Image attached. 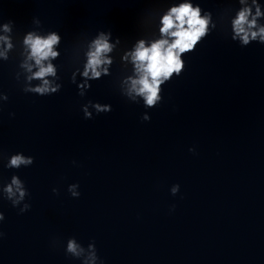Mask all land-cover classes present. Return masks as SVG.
<instances>
[{
  "label": "clouds",
  "instance_id": "clouds-1",
  "mask_svg": "<svg viewBox=\"0 0 264 264\" xmlns=\"http://www.w3.org/2000/svg\"><path fill=\"white\" fill-rule=\"evenodd\" d=\"M241 4H246V0H239ZM255 7V15L252 14V8ZM260 4L257 0H252V7H243L231 21V28L233 41L239 40L242 46L249 45L250 42L256 41L264 44V25H258L257 18L262 14L260 11ZM251 17V19H249ZM211 22V14L206 12L201 16V7L199 4L185 2L178 6H173L163 15L159 31L162 37L159 40L151 43L150 46H145L144 40H140L134 51L126 53L124 59L130 57L131 63L134 66V76H129L124 81L127 85L125 94L135 100L136 97H142L147 108H152L161 102V85L169 81L173 74L180 76L185 68V63L182 60V55L192 52L196 46L210 33L209 24ZM33 23L40 27L39 19H34ZM11 22L3 25V31L8 33L11 31ZM212 29L216 25L212 23ZM111 32L107 34L101 31L98 36L92 40L89 49L86 53L87 62L84 65L82 75L87 80H96L103 75L109 74L106 65L112 64V59L106 56L107 53L112 52L114 45L109 43ZM0 41L6 44V49L0 51V57L4 60L8 59L7 51L12 48V43L8 36H0ZM62 41V37L55 31H51L47 36H41L35 32H29L23 40L26 51V59L21 67L25 68L31 75L27 76L28 81L39 80L41 83L35 87L25 88V92H31L40 96H46L57 93L61 85L56 84L46 77H56L57 69L54 67L51 60H55L59 55V51L54 50ZM116 43H119L117 37ZM34 63H29V62ZM48 63H45V62ZM33 67L37 70L33 72ZM79 85L81 89L88 88L87 83ZM72 82H75V76L72 77ZM81 96L83 91L79 93ZM3 99L7 100L5 95ZM91 103V102H90ZM97 114L108 111L106 106L95 104ZM84 117L86 119L92 118L91 113L88 112L87 106L83 108ZM150 117L147 114L142 116V120L148 121ZM194 151V149H189ZM34 163V158L25 156L23 153L11 155L5 167L9 169H20L21 166H31ZM78 184H70L68 192L72 197H79L80 192L76 189ZM180 186L173 185L170 189L172 195L179 192ZM5 198L11 201L13 207H18L29 195L24 182L16 175H13L11 182L7 184L4 189ZM53 193L59 194V189L53 188ZM30 204L24 203L23 207H19L20 213H24L30 209ZM5 219L4 214L0 212V222ZM3 233L0 232V237ZM80 259L82 264H102L100 257L97 254V249L94 242L89 243L87 248L78 244L75 239L67 241L66 255Z\"/></svg>",
  "mask_w": 264,
  "mask_h": 264
}]
</instances>
